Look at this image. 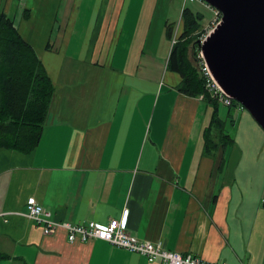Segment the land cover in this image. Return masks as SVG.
Here are the masks:
<instances>
[{
	"label": "crops",
	"instance_id": "0c3cea01",
	"mask_svg": "<svg viewBox=\"0 0 264 264\" xmlns=\"http://www.w3.org/2000/svg\"><path fill=\"white\" fill-rule=\"evenodd\" d=\"M175 1L0 0L21 17L55 85L35 148H0V212L16 211L0 217V264H164L101 238L45 233L26 214L30 197L56 220L127 213L140 238L264 264L263 198L247 204L225 153L206 151L212 105L181 91V74L168 67L183 21L170 36L172 20L155 17Z\"/></svg>",
	"mask_w": 264,
	"mask_h": 264
},
{
	"label": "trees",
	"instance_id": "16d2710c",
	"mask_svg": "<svg viewBox=\"0 0 264 264\" xmlns=\"http://www.w3.org/2000/svg\"><path fill=\"white\" fill-rule=\"evenodd\" d=\"M203 15L187 5L183 7V30L173 43L168 67L181 74L178 86L181 91L190 95L203 94L206 101L214 105L203 136L206 151L215 153L232 137L226 131V119L218 112L220 99L207 87V76L200 68L198 31ZM174 29V23L169 25L170 36ZM191 49L196 63L190 58ZM54 91L53 80L35 47L22 35L15 19L0 9V148L24 152L35 148ZM235 102L233 99L228 105Z\"/></svg>",
	"mask_w": 264,
	"mask_h": 264
},
{
	"label": "water",
	"instance_id": "95a60500",
	"mask_svg": "<svg viewBox=\"0 0 264 264\" xmlns=\"http://www.w3.org/2000/svg\"><path fill=\"white\" fill-rule=\"evenodd\" d=\"M205 1L221 18L198 39L204 59L220 86L264 128V0Z\"/></svg>",
	"mask_w": 264,
	"mask_h": 264
},
{
	"label": "rangeland",
	"instance_id": "374dc122",
	"mask_svg": "<svg viewBox=\"0 0 264 264\" xmlns=\"http://www.w3.org/2000/svg\"><path fill=\"white\" fill-rule=\"evenodd\" d=\"M166 5L162 3L158 9H164L168 14L159 12L155 17L156 23L160 18L167 17L172 23H178L180 18L183 21L182 11L186 5L202 12L204 15L198 31L199 38H203L221 18V14L216 13V8L205 0H176L171 2L168 8ZM11 17L16 18L18 22L21 20V17L13 15ZM192 50L190 58L196 63ZM198 50L200 52L201 48ZM218 103V112L226 119V131L231 135L232 140L224 147L221 145L217 153H225L226 167L231 172V183L238 189L240 187L244 190L247 204L261 198L264 202V128L238 100L233 105L225 104L222 100ZM213 106L212 104V108Z\"/></svg>",
	"mask_w": 264,
	"mask_h": 264
},
{
	"label": "built area",
	"instance_id": "2783aa9c",
	"mask_svg": "<svg viewBox=\"0 0 264 264\" xmlns=\"http://www.w3.org/2000/svg\"><path fill=\"white\" fill-rule=\"evenodd\" d=\"M216 13L221 14L218 9H216ZM198 57L200 68L207 76V87L217 94L225 104H231L233 98L214 78L201 50ZM10 212L16 211H2L0 217L5 218ZM17 212L21 213V211ZM26 214L41 224L45 233L65 229L70 241H89L101 238L132 252L144 254L150 261L160 259L164 264H228L224 260H209L191 252L183 254L178 250L166 247L162 239L154 241L138 237L128 229L127 213L122 217H111L106 222L56 220L52 217V211L46 208L41 201L35 197H30L27 201Z\"/></svg>",
	"mask_w": 264,
	"mask_h": 264
}]
</instances>
